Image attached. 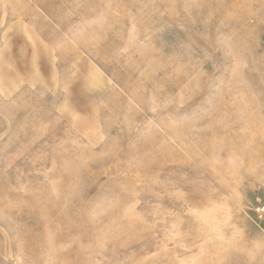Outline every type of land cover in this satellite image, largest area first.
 <instances>
[{
  "label": "rangeland",
  "instance_id": "374dc122",
  "mask_svg": "<svg viewBox=\"0 0 264 264\" xmlns=\"http://www.w3.org/2000/svg\"><path fill=\"white\" fill-rule=\"evenodd\" d=\"M264 0H0V264H264Z\"/></svg>",
  "mask_w": 264,
  "mask_h": 264
},
{
  "label": "built area",
  "instance_id": "2783aa9c",
  "mask_svg": "<svg viewBox=\"0 0 264 264\" xmlns=\"http://www.w3.org/2000/svg\"><path fill=\"white\" fill-rule=\"evenodd\" d=\"M260 209H261L262 211H264V204H262V205L260 206Z\"/></svg>",
  "mask_w": 264,
  "mask_h": 264
}]
</instances>
